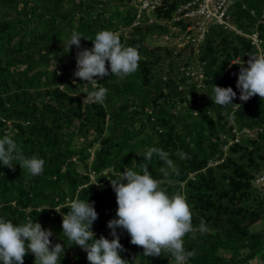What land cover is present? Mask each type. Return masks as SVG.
Segmentation results:
<instances>
[{"label": "trees", "instance_id": "1", "mask_svg": "<svg viewBox=\"0 0 264 264\" xmlns=\"http://www.w3.org/2000/svg\"><path fill=\"white\" fill-rule=\"evenodd\" d=\"M188 1L163 0L138 18L132 0H0V137L45 160L35 176L17 159L13 168L0 166V216L51 229L52 243L66 247L61 264H89L62 232L70 202H94L92 230L111 239V182L151 147L172 161L154 154L153 177L190 205L186 264H264V185L255 184L264 173V98L241 101L236 88L239 64L257 53L250 35L264 52V0H235L228 12L234 29L211 24L201 41L185 43L179 38L192 22L174 18ZM102 29L136 47L140 60L123 78H97L108 91L96 102L97 85L74 76L77 53L92 42L67 43L73 30L94 38ZM214 85L231 86L238 105L213 103ZM117 234L128 264H182L167 249L144 256L126 231ZM23 264H37L32 253Z\"/></svg>", "mask_w": 264, "mask_h": 264}, {"label": "clouds", "instance_id": "2", "mask_svg": "<svg viewBox=\"0 0 264 264\" xmlns=\"http://www.w3.org/2000/svg\"><path fill=\"white\" fill-rule=\"evenodd\" d=\"M81 38L91 41L92 47L77 53L74 76L83 82L95 83L97 90L90 95L96 102H103L108 89L101 87L97 78L107 76L109 72L111 76L121 78L135 72L140 60L138 49L122 44L119 35L110 29L98 31L94 38H85L73 30L67 49L71 45L79 48ZM249 57L247 66L242 61L237 73L236 88L241 101H247L254 95L264 98V54ZM212 91L213 96L209 97L217 106L223 108L235 104L233 100L237 93L231 86L214 85ZM154 154L168 165L172 164L167 153L151 147L142 156L143 162L135 167L124 166L118 179L111 182L117 204L115 218L107 221L111 239L104 235L96 238L92 227L98 213L94 202L87 198L72 200L70 210L61 214L62 232L73 242L72 245H78L86 252L89 264H128L121 256L123 245L117 229L126 231L132 244L142 246L144 256H158L167 249L178 261L186 264L193 255L183 246V237L192 227L190 205L185 195H170L153 177L149 161ZM14 159L19 160L17 164L34 176L44 170L45 160L42 157L23 156L14 138L0 137V166L13 168L17 165L12 163ZM53 235L51 229L42 228L37 220L35 223H14L0 216V264H23L29 252L37 264H61L66 247L59 242L52 243L50 237Z\"/></svg>", "mask_w": 264, "mask_h": 264}, {"label": "built area", "instance_id": "3", "mask_svg": "<svg viewBox=\"0 0 264 264\" xmlns=\"http://www.w3.org/2000/svg\"><path fill=\"white\" fill-rule=\"evenodd\" d=\"M163 0H132L138 10V18L144 12H152L160 6ZM235 0H189L187 3L180 5L177 9V16L174 21L180 19H189L192 24L188 25L184 34L179 38L182 41L185 38V43L188 40L201 41L211 24L222 26L224 28L234 29L230 23L228 15L230 7ZM191 31H194L191 35ZM189 34V35H187ZM252 44L256 46L257 53L252 55L264 54L261 49V41L256 33L249 36ZM256 186L264 185V173L255 180Z\"/></svg>", "mask_w": 264, "mask_h": 264}, {"label": "rangeland", "instance_id": "4", "mask_svg": "<svg viewBox=\"0 0 264 264\" xmlns=\"http://www.w3.org/2000/svg\"><path fill=\"white\" fill-rule=\"evenodd\" d=\"M156 42H160V43H162L163 41L162 40H158V41H156ZM261 187V186H260ZM263 191H264V188H263ZM254 228L255 229H260V228H262V223L260 222V223H257L255 226H254ZM250 264H261L258 260H254V261H252Z\"/></svg>", "mask_w": 264, "mask_h": 264}]
</instances>
